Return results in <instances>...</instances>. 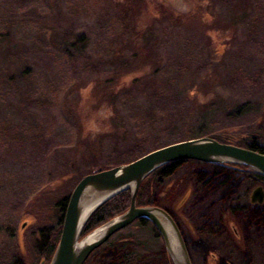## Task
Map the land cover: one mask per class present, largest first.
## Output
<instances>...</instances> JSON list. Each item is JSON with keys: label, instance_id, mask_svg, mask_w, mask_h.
Listing matches in <instances>:
<instances>
[{"label": "rangeland", "instance_id": "rangeland-1", "mask_svg": "<svg viewBox=\"0 0 264 264\" xmlns=\"http://www.w3.org/2000/svg\"><path fill=\"white\" fill-rule=\"evenodd\" d=\"M53 1L0 0V257L12 250L21 264H45L32 248L35 227L65 182L81 179H71L64 157L83 169L198 137L256 136L264 146V0H58L74 35L89 38L75 57L51 41L54 22L44 17ZM157 4L179 17L166 35ZM214 167L185 163L160 185L155 205L172 214L192 264H264L249 253L244 213L219 211L225 244L199 232L206 190L195 177ZM143 226L117 231L84 264H171L151 224Z\"/></svg>", "mask_w": 264, "mask_h": 264}, {"label": "trees", "instance_id": "trees-1", "mask_svg": "<svg viewBox=\"0 0 264 264\" xmlns=\"http://www.w3.org/2000/svg\"><path fill=\"white\" fill-rule=\"evenodd\" d=\"M57 2L58 0H54L51 3L52 9L50 15H48L47 17H44V15L41 16L50 20L51 22H54L49 26L48 31L51 41L56 44L57 49L61 51V53L67 56L75 57L77 56L76 54H79V56H85V53H83V51L87 47V44L89 42L88 36L84 33L74 35V20L67 17L65 12H63V7L58 6ZM121 5L124 6V4ZM155 8V18L159 20L158 22L162 34L166 35L167 33H170V30H173L175 22L179 21V17L175 15L172 10L168 9L162 4L155 5ZM6 13L11 14L10 11H7ZM243 108L244 107H238L235 110V114L241 113L243 111ZM213 138L222 143L232 142V140L227 138H220L215 136ZM257 138L258 137L256 136L250 137L247 140L236 141L233 143L234 145L239 147H244L256 152L264 153V146H261L259 139ZM157 142L158 143L155 142L154 144H160V141ZM111 149L113 150L114 146ZM140 152L141 151L139 150L134 151V153L130 154V157L128 158L129 160L126 161H130L136 158L137 155L140 154ZM92 157L94 158V154L91 155V158ZM117 160L118 159H106L105 161H97V159H94L92 161H89L87 165H84L82 167L83 169H78L79 166L74 167L72 163H70V161H65L64 157L61 166H63L64 164V168H66L65 170L67 171L70 168L68 174L70 175V177H72L71 179L74 180V182H77L86 174H89L96 170L108 169L114 165L124 162ZM189 162L197 163L193 160H177L165 164L147 175L138 188V192L136 195V205H155V193L163 183V181L175 174L185 163ZM63 172L64 174H66L65 171ZM255 177L264 182V176L253 171L247 174L241 171L237 172L225 170L223 169V167L221 168L219 166L214 167L211 172L198 171L195 179L197 184L201 188L206 190V198L203 200L200 207H198V211L196 213V221L198 230L201 234L207 235L210 238L217 240L222 244H225V235L223 234V231L218 222L219 211L225 207L226 209L228 208L229 212L231 213H244V215L249 220V224L252 227V234L248 240L249 253L252 258L256 257L258 259H261L264 258V205L251 206L247 203V201L244 202L242 199L244 195H247V192L242 195L241 191V189L247 184L249 185L250 182L255 183ZM67 184L69 183L65 182L63 186L62 193L64 194H60V196L58 195L55 200L53 199L51 203H48L46 207V209H48L47 215L45 217H42L41 222H38L35 227V229H38V236L34 240L32 248H34V253L38 255L42 254V257H44L45 260V264H48V262L50 261L52 253L57 244L67 198L74 186L73 185L68 187ZM128 206L129 192L125 190L102 204L91 214L84 226L82 235L88 233L95 227L105 223L112 217L125 211ZM164 210L167 211L166 209ZM170 216L173 218L172 214H170ZM135 222L142 227H144L143 223H147V221L144 219H139L134 221V223ZM152 230L159 238L154 228H152ZM125 257L126 256L124 255V258ZM21 258L22 257L16 252L14 253L12 250H9L6 255L0 257V262L2 264H21L19 263L22 260ZM121 259L122 258H120V260ZM120 260L112 264H121Z\"/></svg>", "mask_w": 264, "mask_h": 264}, {"label": "water", "instance_id": "water-1", "mask_svg": "<svg viewBox=\"0 0 264 264\" xmlns=\"http://www.w3.org/2000/svg\"><path fill=\"white\" fill-rule=\"evenodd\" d=\"M177 160L244 166L264 176V153L210 137L174 142L127 163L86 174L68 195L59 238L48 264H84L90 254L113 234L139 219L152 225L171 264H192L182 234L170 214L156 205H136V195L143 179L155 169ZM125 190L129 192L128 208L81 238L91 214ZM256 193L259 194L258 201H261L260 187L254 190ZM98 229L101 230L95 239L83 243L90 233Z\"/></svg>", "mask_w": 264, "mask_h": 264}, {"label": "flooded vegetation", "instance_id": "flooded-vegetation-1", "mask_svg": "<svg viewBox=\"0 0 264 264\" xmlns=\"http://www.w3.org/2000/svg\"><path fill=\"white\" fill-rule=\"evenodd\" d=\"M196 162H198V161H196ZM214 166H218V165H214ZM241 169L242 168H240L239 170H241ZM245 169L246 168H244V170ZM257 174H259V173H257ZM254 179L256 180L257 183L261 184V186H258V187L261 188L263 196H262L261 201H258L259 194L258 193L254 194V190L257 188L256 187V188L253 189V191H252V193L250 195H248V196L246 195L247 196V203L249 205H251V206H262V205H264V191H263L264 182L259 180V178H257V177H255ZM253 198H254V200H252Z\"/></svg>", "mask_w": 264, "mask_h": 264}, {"label": "bare ground", "instance_id": "bare-ground-1", "mask_svg": "<svg viewBox=\"0 0 264 264\" xmlns=\"http://www.w3.org/2000/svg\"><path fill=\"white\" fill-rule=\"evenodd\" d=\"M100 230H101V229H98V230L93 231L92 233H90V234L84 239L83 243H86V242H89V241L95 239V238L99 235Z\"/></svg>", "mask_w": 264, "mask_h": 264}]
</instances>
